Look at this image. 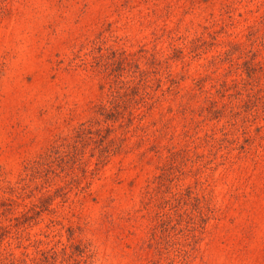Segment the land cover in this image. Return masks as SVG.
Segmentation results:
<instances>
[{
  "label": "rangeland",
  "instance_id": "obj_1",
  "mask_svg": "<svg viewBox=\"0 0 264 264\" xmlns=\"http://www.w3.org/2000/svg\"><path fill=\"white\" fill-rule=\"evenodd\" d=\"M0 264H264V0H0Z\"/></svg>",
  "mask_w": 264,
  "mask_h": 264
}]
</instances>
